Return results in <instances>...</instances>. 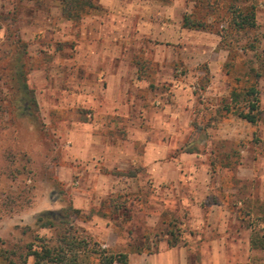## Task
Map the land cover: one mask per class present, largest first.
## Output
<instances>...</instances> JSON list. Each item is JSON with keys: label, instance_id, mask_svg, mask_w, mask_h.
I'll return each mask as SVG.
<instances>
[{"label": "rangeland", "instance_id": "rangeland-1", "mask_svg": "<svg viewBox=\"0 0 264 264\" xmlns=\"http://www.w3.org/2000/svg\"><path fill=\"white\" fill-rule=\"evenodd\" d=\"M90 2L70 20L60 0H0V264L23 227L69 204L112 252L207 256L218 239L239 259L216 264H264L245 244L264 232V106L255 124L223 110L234 88L264 94V0ZM230 2L253 5L256 26L222 42L182 26Z\"/></svg>", "mask_w": 264, "mask_h": 264}, {"label": "trees", "instance_id": "trees-1", "mask_svg": "<svg viewBox=\"0 0 264 264\" xmlns=\"http://www.w3.org/2000/svg\"><path fill=\"white\" fill-rule=\"evenodd\" d=\"M60 3L62 15L70 20L78 18L87 6H93L90 0H60ZM202 4L204 7L202 6L201 10H215L212 8L214 3ZM216 11H220L222 16L218 15L212 22H207L203 16H197L200 11L184 14L182 26L214 31L221 36V42L230 36V33L246 31L256 26L253 5L230 2L226 7L222 5ZM220 21L226 22L225 28L219 29L214 25ZM141 68L140 71L144 70V66ZM206 84L207 80L204 81L202 88H205ZM21 88L24 93L29 94V98L25 99L24 112L37 120L36 99L25 81L22 82ZM258 94L255 83L244 87L243 90L234 88L229 95L230 101H223V110L234 112L238 117L255 123L261 115ZM78 213L79 210L69 204L59 211H46L37 215L35 226H25L21 231L22 235H28L29 240L13 243L7 250H3L4 264H129L127 252H112L102 248L85 230L72 223L70 219L78 217ZM41 228L50 230L52 235L49 237L40 235L37 230ZM262 230L263 228L252 227L250 237L252 249L264 250ZM2 241L0 239V243Z\"/></svg>", "mask_w": 264, "mask_h": 264}, {"label": "crops", "instance_id": "crops-1", "mask_svg": "<svg viewBox=\"0 0 264 264\" xmlns=\"http://www.w3.org/2000/svg\"><path fill=\"white\" fill-rule=\"evenodd\" d=\"M260 99L259 106L261 104L260 110L262 109V106H264V94H260L258 97ZM262 112V110H261ZM260 118L256 121L258 122ZM255 122V123H256ZM253 123V124H255ZM263 138H264V125H263ZM210 220H207V224H209ZM238 225V224H237ZM236 225V226H237ZM222 226V225H221ZM252 231V228H251ZM250 237L245 240V244L247 245V250L252 249L250 246ZM220 241L218 239L213 240L212 244L210 246L205 247L204 251L205 254L209 255H203L202 251H197L195 254L189 253V249L186 246H166L164 245L161 248H158L157 250H154L149 253H129V264H216V260L218 259H239V255L237 256H223L222 254L225 251H228V247L223 246L220 247ZM223 244V243H222ZM231 249H234L231 247ZM255 250V249H253ZM202 252V253H201Z\"/></svg>", "mask_w": 264, "mask_h": 264}]
</instances>
